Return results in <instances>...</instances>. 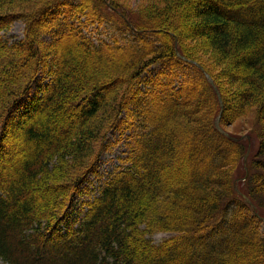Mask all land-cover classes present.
<instances>
[{"label":"trees","instance_id":"obj_1","mask_svg":"<svg viewBox=\"0 0 264 264\" xmlns=\"http://www.w3.org/2000/svg\"><path fill=\"white\" fill-rule=\"evenodd\" d=\"M148 1L0 0V262L264 264V0ZM187 40L225 66L231 94ZM248 108L250 136L227 130ZM123 126L121 169L75 218Z\"/></svg>","mask_w":264,"mask_h":264},{"label":"rangeland","instance_id":"obj_2","mask_svg":"<svg viewBox=\"0 0 264 264\" xmlns=\"http://www.w3.org/2000/svg\"><path fill=\"white\" fill-rule=\"evenodd\" d=\"M121 2H124L127 4L131 10L134 12H139L140 9H143L147 6L149 3L148 0H119ZM90 34H92L95 40L98 38H103L107 33H105L104 29L101 27L100 29L96 28L93 29V27L89 28ZM92 32V33H91ZM3 36L5 39H8L9 41L13 42L16 40H20L24 37L25 34V22L22 20H16L13 22L11 28L8 31H4ZM186 45L190 47V49H193L196 57L201 60L205 66H207L211 72L220 80L221 83H223L225 90L228 94H231L232 92L229 91V87L231 86L229 83V79L224 75L225 73V66L222 64H219L216 62L215 59H213V55L211 52L204 50L203 47H200V43L195 40H187ZM153 69V67H152ZM195 70V69H194ZM148 74V73H146ZM194 77H196V71H193ZM51 77L49 75L44 74L43 72L39 75L38 81L34 85V91L36 90V87L38 86V82L40 84H44L47 82H50ZM228 83V84H227ZM200 85V84H198ZM230 85V86H229ZM237 85V84H236ZM236 85L233 88H236ZM200 86H198L197 89H194L195 99H200ZM32 91V95L35 93ZM42 95V94H40ZM253 109L254 108H248L245 113L240 114L239 116L233 117L231 120L229 119L228 123L226 124V129L230 132L238 133L240 135H243L246 137L249 135V132L252 130V126L254 124V117H253ZM124 116V115H123ZM260 126L262 128L263 126L259 123L257 124V128ZM130 134V131L128 128H125L124 126L121 129L114 130L111 135V148L103 153L101 157V161L97 167V173L90 174L89 180L84 184L82 188V193L77 196V204L75 208V218H80L84 215V213L87 211L88 205L87 202L92 201L95 197L99 196L104 184L109 180L111 177V174L115 171L120 170V166H122V159L128 150V142ZM20 133L18 134V136ZM250 136V135H249ZM213 138V137H212ZM210 137V140L212 139ZM15 146L18 147L21 144V139H18L17 142H15ZM259 144V138L257 135H254L253 137H250L249 139V147L253 151L254 149L257 150ZM194 148L196 149V145H194ZM215 152H212V154ZM247 164V163H246ZM249 164V161H248ZM249 169V166H247ZM247 173H245V176ZM245 180V177L242 179ZM239 184L243 186L244 181L238 180ZM238 187V184H237ZM264 204V199H262ZM255 231H259L261 234L264 233V222L260 224L255 225ZM177 234L176 232L171 231H159L154 233L151 238L155 243L160 242L161 240L173 236ZM221 237L218 238V241H221ZM199 254H202L201 252ZM0 264H8L4 261H1Z\"/></svg>","mask_w":264,"mask_h":264},{"label":"water","instance_id":"obj_3","mask_svg":"<svg viewBox=\"0 0 264 264\" xmlns=\"http://www.w3.org/2000/svg\"><path fill=\"white\" fill-rule=\"evenodd\" d=\"M208 77H209V79H210V81L213 83L214 81H213V79L211 78V76L210 75H208ZM216 91H217V93H218V96H219V99H220V102H221V104H222V106H223V99H222V96H221V94H220V91H219V89L216 87ZM216 125H217V127H218V129L222 132V133H224V134H228L222 127H221V125H220V116L218 117V119H217V121H216ZM246 170H247V167H246ZM245 196V195H244ZM246 197V196H245ZM246 199L250 202V203H252V201L248 198V197H246Z\"/></svg>","mask_w":264,"mask_h":264}]
</instances>
